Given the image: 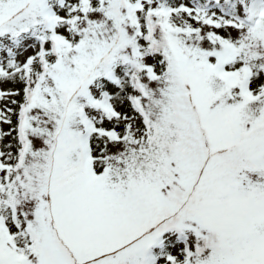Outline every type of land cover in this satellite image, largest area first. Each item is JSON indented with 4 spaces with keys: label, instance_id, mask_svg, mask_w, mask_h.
I'll return each mask as SVG.
<instances>
[{
    "label": "snow or ice",
    "instance_id": "1",
    "mask_svg": "<svg viewBox=\"0 0 264 264\" xmlns=\"http://www.w3.org/2000/svg\"><path fill=\"white\" fill-rule=\"evenodd\" d=\"M0 264H264V0H0Z\"/></svg>",
    "mask_w": 264,
    "mask_h": 264
}]
</instances>
